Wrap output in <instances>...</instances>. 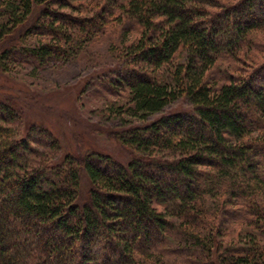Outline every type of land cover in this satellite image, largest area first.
<instances>
[{
    "label": "trees",
    "instance_id": "trees-1",
    "mask_svg": "<svg viewBox=\"0 0 264 264\" xmlns=\"http://www.w3.org/2000/svg\"><path fill=\"white\" fill-rule=\"evenodd\" d=\"M114 34L92 94L140 116L102 131L127 160L0 92V264H264V0H0V71Z\"/></svg>",
    "mask_w": 264,
    "mask_h": 264
},
{
    "label": "rangeland",
    "instance_id": "rangeland-1",
    "mask_svg": "<svg viewBox=\"0 0 264 264\" xmlns=\"http://www.w3.org/2000/svg\"><path fill=\"white\" fill-rule=\"evenodd\" d=\"M110 36L91 45L78 56L44 69L9 64L4 72L0 71V92L21 98L20 105L26 109L25 124H43L50 128L58 135L65 149L75 150L79 142L82 147L127 160L124 149L108 139L102 131L119 127V118L140 122V116L124 112L120 103L114 104V111L108 114L105 109L109 101H121L122 96L92 94L97 88L93 86L94 82L103 81L107 74L112 79L117 77L109 73L115 65L109 56L108 45L111 40H118L116 38L120 34ZM132 37V34H126L123 39L128 41ZM186 109L187 105L178 100L167 105L162 112L180 113ZM156 116L154 113L148 114L145 119Z\"/></svg>",
    "mask_w": 264,
    "mask_h": 264
}]
</instances>
